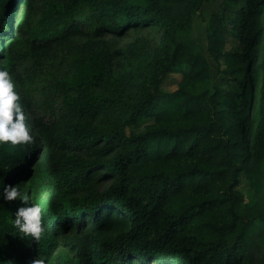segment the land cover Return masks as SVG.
<instances>
[{
    "label": "trees",
    "instance_id": "16d2710c",
    "mask_svg": "<svg viewBox=\"0 0 264 264\" xmlns=\"http://www.w3.org/2000/svg\"><path fill=\"white\" fill-rule=\"evenodd\" d=\"M209 1L0 0L33 136L0 143V193L30 196L0 199V264H264V0H224L206 56L186 33ZM32 203L39 241L12 223Z\"/></svg>",
    "mask_w": 264,
    "mask_h": 264
},
{
    "label": "clouds",
    "instance_id": "9594fccd",
    "mask_svg": "<svg viewBox=\"0 0 264 264\" xmlns=\"http://www.w3.org/2000/svg\"><path fill=\"white\" fill-rule=\"evenodd\" d=\"M19 101L20 95L15 91L10 73L5 69H0V143L10 142L16 145L33 141L31 130L26 124L25 112ZM0 199L7 202L20 200L28 204L30 196L23 192L19 185H4ZM42 212L43 209L39 203L20 207L12 223L24 237L39 241L44 232ZM32 264H45V261L39 258L33 260Z\"/></svg>",
    "mask_w": 264,
    "mask_h": 264
},
{
    "label": "rangeland",
    "instance_id": "374dc122",
    "mask_svg": "<svg viewBox=\"0 0 264 264\" xmlns=\"http://www.w3.org/2000/svg\"><path fill=\"white\" fill-rule=\"evenodd\" d=\"M224 0H211L208 3H206L202 11L194 16L192 25L189 28V31L186 33V35L190 36L192 39L197 41L201 51L208 56L207 47H208V41L206 38V26L207 23L210 20V17L212 14L218 12L220 10L221 4ZM147 33H133L129 37L123 39V40H117L114 38H107L105 39V42H107L108 46L114 50H121V51H127V49L132 48L138 39L146 37ZM210 65H211V76L214 77L216 75V71L218 68V64L214 62L209 57ZM221 66L223 64L221 63ZM182 78V73H173L170 74L164 81L163 84V90L166 92H174L178 87V82ZM209 79L208 82L202 84L200 86V90H205L212 87V82ZM145 123H140L136 126L129 127L128 133H138L143 131ZM239 190L246 195V199L248 202L251 201V190H250V184L246 177H243L241 179V184L239 186Z\"/></svg>",
    "mask_w": 264,
    "mask_h": 264
}]
</instances>
